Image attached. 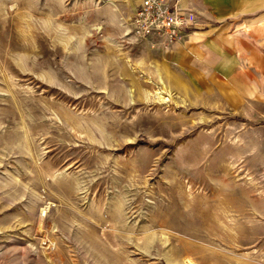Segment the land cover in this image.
<instances>
[{
    "label": "rangeland",
    "instance_id": "374dc122",
    "mask_svg": "<svg viewBox=\"0 0 264 264\" xmlns=\"http://www.w3.org/2000/svg\"><path fill=\"white\" fill-rule=\"evenodd\" d=\"M112 1L0 0V264H264L261 24Z\"/></svg>",
    "mask_w": 264,
    "mask_h": 264
},
{
    "label": "built area",
    "instance_id": "2783aa9c",
    "mask_svg": "<svg viewBox=\"0 0 264 264\" xmlns=\"http://www.w3.org/2000/svg\"><path fill=\"white\" fill-rule=\"evenodd\" d=\"M197 19L192 0H139L127 21L136 38H155L171 43L188 35Z\"/></svg>",
    "mask_w": 264,
    "mask_h": 264
},
{
    "label": "crops",
    "instance_id": "0c3cea01",
    "mask_svg": "<svg viewBox=\"0 0 264 264\" xmlns=\"http://www.w3.org/2000/svg\"><path fill=\"white\" fill-rule=\"evenodd\" d=\"M192 2L196 9L197 6L199 8H205L220 19H225L226 17L234 13L250 12L252 13V17L254 16V18L257 20L255 23L257 24V22H259V24H261V26H258L261 30L259 34L260 36L263 35L262 37H260L261 39L264 38V0H192ZM255 27L257 28V25ZM224 36L225 34H223L222 36L225 39L226 37ZM253 36L255 37V39H258V33H252V38ZM219 43L220 46L217 48L218 50L224 53L229 52L230 48L225 46L227 43L226 41H219ZM257 48L258 46L256 42L252 41V67H254L255 70L258 67L264 66V56L258 55ZM195 62H197V60ZM240 77L241 76H237L236 78L240 79Z\"/></svg>",
    "mask_w": 264,
    "mask_h": 264
},
{
    "label": "bare ground",
    "instance_id": "6f19581e",
    "mask_svg": "<svg viewBox=\"0 0 264 264\" xmlns=\"http://www.w3.org/2000/svg\"><path fill=\"white\" fill-rule=\"evenodd\" d=\"M103 3H113V1L112 0H101ZM160 81H161V83L163 84L164 83V81H163V78H161L160 79ZM175 83V82H174ZM159 92H161V90H159ZM63 110H65L66 111V114H65V118L63 119V123L65 124V125H72V126H78V123L76 122V119H75V116L74 115H71V113H69L68 111H67V109H66V107H64V105H63ZM105 124V123H104ZM104 124H103V126H104ZM105 127V126H104Z\"/></svg>",
    "mask_w": 264,
    "mask_h": 264
}]
</instances>
